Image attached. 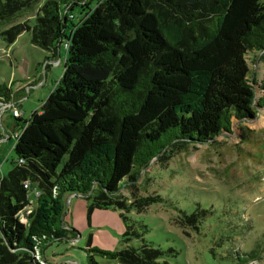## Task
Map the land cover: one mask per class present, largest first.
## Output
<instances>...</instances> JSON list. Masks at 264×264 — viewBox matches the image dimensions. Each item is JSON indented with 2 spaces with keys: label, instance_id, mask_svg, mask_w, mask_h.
Here are the masks:
<instances>
[{
  "label": "trees",
  "instance_id": "1",
  "mask_svg": "<svg viewBox=\"0 0 264 264\" xmlns=\"http://www.w3.org/2000/svg\"><path fill=\"white\" fill-rule=\"evenodd\" d=\"M31 11L30 22L3 32L6 40L28 33L34 46L50 53L48 62L59 58L63 45V70L27 120L10 115L16 159L0 179V264H40L36 252L42 256L73 235L62 224V200L70 195L87 203L89 215L118 211L124 229L120 250L88 247L87 264L95 256L117 264H169L166 253L145 240L148 227L131 218L164 202L136 198L133 190L146 185L143 172L154 160L162 164L190 146L215 147L236 124L264 116V79L257 84L248 62L264 52V3L47 0L39 6L37 0H0V24ZM19 100L0 83V106ZM232 150L244 152L236 145ZM31 189L39 195L28 213ZM180 214L195 228L197 212ZM228 257L248 264L256 254L233 248Z\"/></svg>",
  "mask_w": 264,
  "mask_h": 264
},
{
  "label": "rangeland",
  "instance_id": "2",
  "mask_svg": "<svg viewBox=\"0 0 264 264\" xmlns=\"http://www.w3.org/2000/svg\"><path fill=\"white\" fill-rule=\"evenodd\" d=\"M45 1L37 0L39 6ZM34 12L0 24V83L18 94L20 100L15 104L21 103L23 121L38 110L59 82L65 53L61 45L59 58L48 62L45 59L50 53L34 46L28 33L6 40L3 32L30 22ZM73 13L77 16L78 8ZM248 62L258 84L264 79V52ZM8 113L0 118V179L13 169L16 159L14 138L8 134L14 121ZM242 134L247 140L240 138ZM216 142L215 147L190 146L162 164L154 160L143 172L146 185L133 193L136 198L159 196L164 203L146 207L144 213H134L131 218L148 227L145 240L165 252L169 264H235L228 257L233 248L243 254L255 252V261L248 264H264V116L236 124L232 135L218 137ZM233 145L244 152L232 150ZM122 195L130 198L126 192ZM27 196L30 213L33 191ZM62 202L63 227L74 234L67 233L64 240L46 247L42 256L38 253L41 262L87 264L88 247L109 252L121 249L124 229L118 211L94 210L89 215L87 203L75 195L65 196ZM180 212L187 216L197 212L195 228L183 223ZM93 261L117 264L99 256Z\"/></svg>",
  "mask_w": 264,
  "mask_h": 264
},
{
  "label": "built area",
  "instance_id": "3",
  "mask_svg": "<svg viewBox=\"0 0 264 264\" xmlns=\"http://www.w3.org/2000/svg\"><path fill=\"white\" fill-rule=\"evenodd\" d=\"M5 112H9V114L11 115V117L13 118H19L21 116V113L19 111V108L16 106H13L12 104H6V105H1L0 106V118L1 116L5 113ZM28 185V184H27ZM27 186H24V188H26ZM28 189V188H27ZM33 191L34 196H38L39 193L37 191V189H31ZM35 260H37L39 263L41 262L39 259V254L38 252L35 253ZM42 264H45L44 262H41Z\"/></svg>",
  "mask_w": 264,
  "mask_h": 264
},
{
  "label": "crops",
  "instance_id": "4",
  "mask_svg": "<svg viewBox=\"0 0 264 264\" xmlns=\"http://www.w3.org/2000/svg\"><path fill=\"white\" fill-rule=\"evenodd\" d=\"M20 104H21V103H20ZM20 104H19L18 106H19V108L21 109ZM7 116L10 117L9 113L7 114ZM0 122H1V121H0ZM11 132H12V131H11V129H10V131L8 132V134L11 133ZM9 137H10V136H6V135H5V138L8 139ZM1 140H2V137H1L0 141H1Z\"/></svg>",
  "mask_w": 264,
  "mask_h": 264
}]
</instances>
